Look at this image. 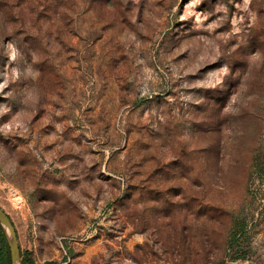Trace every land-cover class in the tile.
I'll return each mask as SVG.
<instances>
[{"label": "rangeland", "instance_id": "374dc122", "mask_svg": "<svg viewBox=\"0 0 264 264\" xmlns=\"http://www.w3.org/2000/svg\"><path fill=\"white\" fill-rule=\"evenodd\" d=\"M0 207L35 264H264V0H0Z\"/></svg>", "mask_w": 264, "mask_h": 264}, {"label": "water", "instance_id": "95a60500", "mask_svg": "<svg viewBox=\"0 0 264 264\" xmlns=\"http://www.w3.org/2000/svg\"><path fill=\"white\" fill-rule=\"evenodd\" d=\"M0 229L4 236L10 264H21L20 247L17 240L16 230L8 214L0 207Z\"/></svg>", "mask_w": 264, "mask_h": 264}, {"label": "trees", "instance_id": "16d2710c", "mask_svg": "<svg viewBox=\"0 0 264 264\" xmlns=\"http://www.w3.org/2000/svg\"><path fill=\"white\" fill-rule=\"evenodd\" d=\"M21 264H35L27 255V252L20 251ZM0 264H10L8 248L0 229ZM46 264H56L55 262H47Z\"/></svg>", "mask_w": 264, "mask_h": 264}]
</instances>
